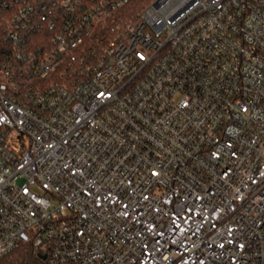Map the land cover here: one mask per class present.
<instances>
[{
	"label": "built area",
	"instance_id": "2783aa9c",
	"mask_svg": "<svg viewBox=\"0 0 264 264\" xmlns=\"http://www.w3.org/2000/svg\"><path fill=\"white\" fill-rule=\"evenodd\" d=\"M0 0V259L264 264V0Z\"/></svg>",
	"mask_w": 264,
	"mask_h": 264
},
{
	"label": "trees",
	"instance_id": "16d2710c",
	"mask_svg": "<svg viewBox=\"0 0 264 264\" xmlns=\"http://www.w3.org/2000/svg\"><path fill=\"white\" fill-rule=\"evenodd\" d=\"M148 3V0H136L135 6L140 8ZM0 264H42V260L30 243H22L5 257L0 259Z\"/></svg>",
	"mask_w": 264,
	"mask_h": 264
}]
</instances>
